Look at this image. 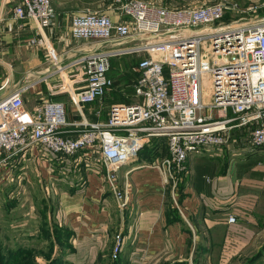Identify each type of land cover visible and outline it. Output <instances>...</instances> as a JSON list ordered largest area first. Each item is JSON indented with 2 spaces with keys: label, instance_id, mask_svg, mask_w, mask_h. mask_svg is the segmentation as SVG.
<instances>
[{
  "label": "built area",
  "instance_id": "built-area-1",
  "mask_svg": "<svg viewBox=\"0 0 264 264\" xmlns=\"http://www.w3.org/2000/svg\"><path fill=\"white\" fill-rule=\"evenodd\" d=\"M118 1L120 17L86 9L70 19L72 37L106 45L73 59L81 90L73 91L72 100L81 112L110 82L114 57L143 52L134 66L132 100L113 102L106 121H89L80 113V120L69 121L63 100L45 98L26 108L25 87H17L0 99V153L11 156L38 146L72 155L83 149L86 165L101 163L116 203L125 207L128 193L119 185V169L153 138L165 137L167 152L148 165L173 183L187 173L191 155L228 156V151L244 160L264 147V16L223 23L226 11L237 7L229 0L188 7ZM12 11L38 26L55 15L52 0H18ZM73 124L83 127L67 132ZM236 218L230 212L226 219ZM116 239L113 256L120 249L119 235Z\"/></svg>",
  "mask_w": 264,
  "mask_h": 264
},
{
  "label": "crops",
  "instance_id": "crops-1",
  "mask_svg": "<svg viewBox=\"0 0 264 264\" xmlns=\"http://www.w3.org/2000/svg\"><path fill=\"white\" fill-rule=\"evenodd\" d=\"M17 1L0 0V99L17 87L24 86L22 93L26 108H32L45 98L57 96L55 98L67 105L69 121H78L83 114L89 121L100 122L96 115L91 118L86 112L93 110L97 114L101 104L99 99L84 103L81 112L72 100L73 91L81 84L76 81V76L73 77L72 70L76 67L72 61L106 45L72 37L69 22L74 14L86 9L120 17L117 11L119 1L52 0L54 18L50 24L41 26L32 19L14 17L12 7ZM32 37H42L43 41L41 44L32 43L29 40ZM82 127V124L68 125L67 129L71 130L67 132L75 133ZM164 148L162 154L166 153V146ZM83 152L81 149L72 155L51 153L35 146L11 156H7L6 152L0 153V185L16 183L19 190L10 191L8 195L20 197L24 195L25 185L31 176L36 178L37 175L39 181L43 179L46 185L49 184L57 206L51 205L50 218L70 232L75 248L74 241L85 248V245L95 242L102 245L109 238L119 235V244L121 241L123 244L117 255L120 264H127L130 260L124 252H129L127 247L132 244L128 239L138 236L132 248L142 245L145 252L150 251L152 256L170 251V248L172 252L185 253L184 257L172 259L166 264H226L233 251L256 244L258 237L264 236V215L257 216L256 211L259 210L255 209V202L251 201L243 212L236 208L238 178L234 180L235 189L232 192L222 193L228 183L224 168L221 175H215L216 182L214 177L199 174L196 168H192L191 182L180 176L173 183L171 179L164 181L161 173L148 165L150 160L137 154L123 164L118 173L119 185L127 190L128 203L125 207L116 203L117 207L113 208L107 195H111V199L114 197L101 163L86 165ZM248 154L244 160H237L240 161L238 163L264 158V147ZM191 161H186L187 172L190 171ZM229 163L225 155L224 166ZM15 200L11 202L15 203ZM230 212L237 215L236 221H227ZM39 224L40 221L37 228ZM174 239L177 245L173 244ZM261 261L264 264V257Z\"/></svg>",
  "mask_w": 264,
  "mask_h": 264
},
{
  "label": "rangeland",
  "instance_id": "rangeland-1",
  "mask_svg": "<svg viewBox=\"0 0 264 264\" xmlns=\"http://www.w3.org/2000/svg\"><path fill=\"white\" fill-rule=\"evenodd\" d=\"M152 1L169 6L188 7L197 6L210 0ZM229 1L236 2L237 7L234 10L230 9L226 11L221 18V22L223 23L230 21L245 22L264 16V0ZM139 41L140 39H138V42ZM143 55V52H135L121 54L114 59L110 70V82L105 84L101 91L96 94L101 103L100 108L96 112L98 115L94 114L93 112L95 111L93 110H86L91 118L97 116L99 120L106 121L109 116L110 106L113 102L124 103V99L128 97L132 98V87L129 82V78L134 72L132 65L134 61L136 63ZM55 97L57 96H51V98ZM94 101L96 100L85 101V104ZM226 153H228V162H230L226 167L224 166L225 164H223L226 155L225 152L220 154L207 153L189 156L188 159L192 160L189 162L191 164L190 171L184 174L183 177L187 178V182H191V175L193 174L192 168H196L199 174L206 173L210 177H214V181L216 182V176L221 175L223 173L222 169L224 168V172H227L224 174V177L228 183L227 186L222 189V193L227 194L232 192L235 189L234 182L236 178H238L239 182L236 184V208L243 212L252 201L255 202V204L253 203L255 209L259 210L256 211L257 216H263L264 158L252 159L247 163H238L240 162L237 161L240 158L239 155H232L228 151ZM25 187L24 195H20V197H10L8 195L9 192L18 191L19 186L14 182H10L9 185L8 182H5L4 185H0V264H52L51 261L55 259H57L58 264L114 263L115 256L121 251L123 244L121 241L118 246L120 249L116 252V255L113 256L114 248L117 244L116 235L109 238L102 245L99 242H95L92 245L89 244V247L85 245V248L83 244H78L74 241V245L77 248L76 251V248L72 246L71 234H67L60 230L59 225V229H56L54 224L57 222H55L53 218H50L53 210L51 205L54 204L56 200L54 201L55 194H52L49 184L46 185L43 179L39 181L36 175V178H32L31 176L28 179ZM203 190L207 193L205 188ZM107 196L110 205L112 204L113 208L117 207L115 198L111 199L112 196L109 194ZM13 199H16L15 203L11 202ZM55 207L57 208L56 205ZM43 211H45V213H43ZM25 216L28 218H25ZM42 217L47 218V223H42ZM38 221H40V224L37 228ZM36 228L38 230L35 231ZM44 229H46L47 232H44ZM137 237L128 239L132 244H129L127 247L129 252H124L129 256L130 262H127V264H166L165 262L167 261L185 256L184 252H172L171 248L170 251H162L152 256L150 251L147 252L146 250L147 253L145 252V247L142 245L135 246L137 249L132 248V245L137 242ZM174 243L177 245L175 239L173 241V244ZM263 246L264 236H259L256 244L245 246L237 252L233 251L234 254L226 264H261V259L264 257ZM26 248L29 249V254L27 259L22 261L23 254L17 251Z\"/></svg>",
  "mask_w": 264,
  "mask_h": 264
},
{
  "label": "trees",
  "instance_id": "trees-1",
  "mask_svg": "<svg viewBox=\"0 0 264 264\" xmlns=\"http://www.w3.org/2000/svg\"><path fill=\"white\" fill-rule=\"evenodd\" d=\"M116 57H114L112 60H111V68H112V64H113V61H114V59H115ZM136 63H135V61H134V63H133V65H135ZM132 65V66H133ZM136 76V72L134 71L133 73H132V75H131V77L129 78V82H130V85H131V87H132V81H133V79H134V77ZM132 100V98L131 97H128V98H126V99H124V102H129V101H131ZM119 101H122V100H119ZM166 146V152H167V144H166V141H165V137H161V138H153V139H151L150 140V142L149 143H147V144H144L143 146H142V148L138 151V155H139V157L140 158H142V159H147V160H151L156 154H162V151H165L164 149V147ZM160 147V148H159ZM43 213H45V211H43ZM43 219V222L42 223H45L46 221H47V218L46 217H42ZM47 223V222H46ZM54 227L57 229L58 228V224L57 223H55L54 224ZM60 228V230H62V231H64V232H66L67 234H70V232L68 231V230H66V229H64V228H61V227H59ZM58 228V229H59ZM44 232L46 231L47 232V230L46 229H44L43 230ZM263 250H264V246H263ZM29 249H20L19 251H17L18 253H20V254H23V259H22V261H24V260H26L27 259V256H28V254H29ZM119 256L118 255H116L115 256V260H114V263L113 264H120V261H119V258H118ZM247 261H251V260H247ZM52 262V264H58V261H57V259H55V260H52L51 261ZM250 263V262H249ZM173 264H179V263H173ZM182 264H185V262L184 263H182Z\"/></svg>",
  "mask_w": 264,
  "mask_h": 264
},
{
  "label": "bare ground",
  "instance_id": "bare-ground-1",
  "mask_svg": "<svg viewBox=\"0 0 264 264\" xmlns=\"http://www.w3.org/2000/svg\"><path fill=\"white\" fill-rule=\"evenodd\" d=\"M45 85V84H44ZM46 96V95H45Z\"/></svg>",
  "mask_w": 264,
  "mask_h": 264
}]
</instances>
